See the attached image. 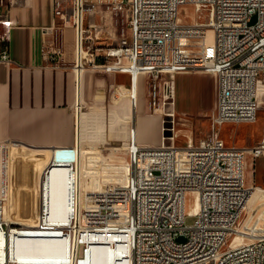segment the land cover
Wrapping results in <instances>:
<instances>
[{
    "label": "built area",
    "instance_id": "2783aa9c",
    "mask_svg": "<svg viewBox=\"0 0 264 264\" xmlns=\"http://www.w3.org/2000/svg\"><path fill=\"white\" fill-rule=\"evenodd\" d=\"M183 4L194 6V21L181 17ZM98 7L127 11L129 35L95 44L96 25L88 14ZM54 11L74 27L75 145L83 143V75L89 66L129 72L128 95L135 108L139 77L145 74L150 104L163 122L172 121L173 131L175 73L213 72L218 84L213 131L207 136L178 145L173 132L159 143L142 142L132 119L130 141L120 147L127 152L122 163L127 166L113 176L119 179L103 185L92 181L85 188L82 160L64 164L71 174L68 213L61 220L50 211L47 178L55 161L48 163L40 181L38 225L61 230L76 255L70 264H79L80 254L89 259L96 247L107 249L115 264H264V231L238 216L239 204L254 192L246 180V155L264 156V135L247 146L227 143L219 132L228 122L254 121L264 99V0H54ZM0 23L1 54L10 59L12 20L1 17ZM42 54L54 66L68 65L58 43L44 44ZM188 190L196 191L197 218L191 225L185 222ZM6 213L0 194V232L22 233L24 225L7 220ZM180 234L186 239L178 240ZM1 264L15 260L10 256Z\"/></svg>",
    "mask_w": 264,
    "mask_h": 264
},
{
    "label": "crops",
    "instance_id": "0c3cea01",
    "mask_svg": "<svg viewBox=\"0 0 264 264\" xmlns=\"http://www.w3.org/2000/svg\"><path fill=\"white\" fill-rule=\"evenodd\" d=\"M100 10L98 7L88 14V20L96 26L99 24L97 16L101 15ZM1 17L12 20V29L8 41L10 59L2 56L5 42H0V141L13 139L11 142L21 147H26L21 142L34 146H56L66 149L74 147L77 137L74 112L77 91L75 72L71 67L75 38L72 23H64L63 18L55 14L54 0H21L19 3L0 0ZM104 19L108 23V19ZM3 28L0 23V30ZM54 42L64 48L67 66H54L43 56L42 46ZM184 72L200 74L197 84L201 83L202 94L207 84L204 78L211 77L215 105L217 103L215 73L180 71L174 75V108L184 113L178 106L179 88L175 79V76ZM130 84L131 74L126 71L109 72L98 68L85 70L83 99L87 108L85 107L83 113L81 128L84 145L82 162H90L97 158L95 149L99 147L94 146L110 145L120 148L129 143L132 119L137 123L139 118L140 123L143 117L154 116L155 125L160 130L161 141L163 140V116L149 111L146 98L140 109L138 96L135 108L128 95ZM136 129L140 141L157 143L156 137L152 138L143 130L137 127ZM55 153L58 159H54L47 182L52 186L51 215L54 219L61 220L68 213L66 185L67 177L71 174L64 164H70L76 156L72 149H59ZM250 155H246V180ZM260 159L262 162L264 156H260ZM262 170L263 168L260 170V176L264 173ZM251 177L249 182L255 180V174L253 173ZM5 180L4 171L0 167V185ZM21 232L13 233L11 237L7 235L6 239L7 258L13 257L15 264H70L71 261H75L76 255L68 247V240L60 237V234L32 236ZM105 255L101 264H109ZM80 264L86 263L82 261ZM110 264H115L113 258Z\"/></svg>",
    "mask_w": 264,
    "mask_h": 264
},
{
    "label": "rangeland",
    "instance_id": "374dc122",
    "mask_svg": "<svg viewBox=\"0 0 264 264\" xmlns=\"http://www.w3.org/2000/svg\"><path fill=\"white\" fill-rule=\"evenodd\" d=\"M100 13L101 15L97 16L99 24L96 26V31L94 30L93 34L95 44L108 45L119 36L129 35L131 30L130 14L127 11L115 13L104 7L100 10ZM180 15L188 21H194L198 16L194 6L191 4H183L180 7ZM104 18L108 19V23L105 22ZM211 33L212 30L210 29L209 35ZM88 68L92 67L89 66ZM199 75L197 73L184 72L183 74H178L177 77L175 76L179 88L178 106L181 111L187 114L178 112L174 108V104L171 107V109L174 108L175 110V127L174 131L173 128H171V131L176 134L175 142L178 145L186 144L191 138L193 140L200 139L213 131L212 117L217 103L213 105L214 95L211 90V77L204 78L207 84L202 94L200 91L202 85L201 83L197 84ZM138 87L140 109L146 98L149 111L153 114L162 115L154 105L151 106L150 104L152 95L148 91L145 74L140 75ZM217 89L218 84L216 85V98ZM85 107L87 108V105L84 101V110ZM138 119L136 127L149 134L152 138L156 137V141L159 143L161 141V134L155 125L154 116L143 117L140 123ZM219 132L224 140L230 144L236 143L238 145L251 146L258 143L264 135V102L260 104L257 117L254 121L228 122L221 126ZM11 141L14 140L5 139L0 141V143H3L0 145V167L3 169L6 177V180L0 185V194L5 198L8 216L14 217L16 222L19 220L20 224L24 225L23 229L25 230H23V233L26 235L60 234L61 230H58L56 227L51 228L38 225L39 205L41 204V207L43 205V195L42 192L41 195L39 193L42 171L49 162L58 159L55 153L56 150L72 149L76 151L78 147L74 146L66 149L56 146H34L24 142L21 143L26 147H21ZM94 147H99V149H95L97 158L92 159L90 162H82V178L80 183L85 188L89 187L92 181H96L98 185H103L105 181L115 180L118 176H113L118 174L120 169L127 165L122 164L127 161L125 149L114 148L110 145ZM261 168H263L262 172H264V160L261 162L260 156L255 157L251 154L248 158L247 180L248 184H254L255 191L251 200H248L249 209L243 218L248 220L250 218V224L255 225L258 228V232L264 231V173L260 176ZM253 173L255 174V180L249 182ZM94 178H97V180ZM195 203L196 191L188 190L186 195L187 214L185 217V222L188 225L193 224L197 218L194 212ZM177 239L185 240L186 236L180 234ZM70 250H72V247H70ZM104 254H106L105 256L108 258L110 264L112 259L111 253L103 247L94 248L92 253H89V259L84 254L78 255L77 262L80 264L83 261L87 264L89 260L88 264H101Z\"/></svg>",
    "mask_w": 264,
    "mask_h": 264
},
{
    "label": "bare ground",
    "instance_id": "6f19581e",
    "mask_svg": "<svg viewBox=\"0 0 264 264\" xmlns=\"http://www.w3.org/2000/svg\"><path fill=\"white\" fill-rule=\"evenodd\" d=\"M263 102H264V99L261 100V103H263ZM1 144H3V143H0V145ZM75 146L78 147V149H76V151H75V156H76V158L78 160H81V154H82V149H83V146L84 145H83V143L80 144V142H79V144L78 145H75ZM253 194H254V192L252 193V196H253ZM252 196H251V198H252ZM251 198H250V200H251ZM248 209H249L248 200H245V202H241L239 204L238 216L241 217V218H243V216L248 211ZM6 219L9 220V221H11V220L12 221H15L14 217H9L8 216V213H6ZM17 222H20V221L17 220ZM6 239H7V233H6V231L0 232V264L7 259Z\"/></svg>",
    "mask_w": 264,
    "mask_h": 264
},
{
    "label": "water",
    "instance_id": "95a60500",
    "mask_svg": "<svg viewBox=\"0 0 264 264\" xmlns=\"http://www.w3.org/2000/svg\"><path fill=\"white\" fill-rule=\"evenodd\" d=\"M164 125V135L165 136H171L173 135V132L171 131V128L173 127V123L170 119H166L163 122Z\"/></svg>",
    "mask_w": 264,
    "mask_h": 264
}]
</instances>
